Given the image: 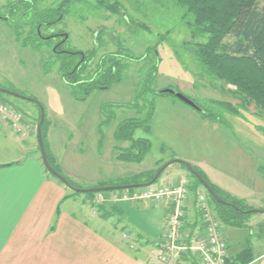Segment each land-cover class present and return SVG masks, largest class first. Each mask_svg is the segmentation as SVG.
<instances>
[{"label":"rangeland","instance_id":"1","mask_svg":"<svg viewBox=\"0 0 264 264\" xmlns=\"http://www.w3.org/2000/svg\"><path fill=\"white\" fill-rule=\"evenodd\" d=\"M17 1L0 0V16L8 17L6 13L9 5L17 3ZM33 1L38 7L43 8L58 5L62 0ZM110 1L113 2V0ZM120 1L124 6L125 16L124 13L118 14L99 5V0L70 3L69 12L63 16V20L53 24L50 28L44 26L43 33L46 37L55 33L69 34L68 40L64 44V47L67 48L87 52L97 47L95 59L89 65L90 70L96 69V63L102 55L117 51L120 48L118 45L120 43L125 47L123 52L135 57L144 54L149 46L158 44L159 72L154 85L157 90L179 89L206 107L211 104L212 99H225L234 103L239 101L230 92L235 89V86L226 84L208 73L196 59L192 51L193 42L204 41L205 38H192L189 28L183 22L182 9L173 0ZM28 22L27 16L24 17L23 23H19V20L14 23L0 18V86L20 91L42 103L46 117L43 129L47 149L54 156V164L59 166L62 173L68 176L73 183L82 188H88L97 175L101 177L118 175L120 177L117 179H121L147 169L157 168L160 162L171 160L169 156L177 152L178 148L181 149V145L179 146V143L174 139L177 138L178 132L175 133L176 135L173 133L175 131L174 121L173 117L167 114L166 100L171 99L190 107V109L194 108L177 95L162 91L154 95L155 113L150 121L151 131L147 132L143 128H138L135 131V136L151 139L150 151L141 162H120L121 160L116 157L119 153L118 147H125L129 145V142H118L113 136V129L119 119L135 116L136 111L127 106L112 104L135 101L138 88L147 70V67L143 66L145 60L130 61L125 59L124 61L129 62L130 65L125 69L121 81L113 82L110 87H95L87 96L79 85L68 83L63 79L59 70L60 62L55 60L52 45L49 46L45 41L38 48L31 44H23L22 41L30 30ZM138 23H143L147 27H142ZM17 24L23 32L21 38L17 37ZM60 37L62 35L54 37L53 44ZM226 40L231 41L232 37L228 36ZM0 96L2 99L4 98L1 93ZM6 98L9 102L3 100L0 102L9 104L13 109L19 107L23 112L19 114L21 118L28 117L27 107L36 109V118L34 121L30 119L29 122H33L35 127L36 124L40 125L41 110L35 101L15 95H9ZM103 105H108L107 114L113 116V120L104 128L103 132L99 131L101 144L98 145L95 122L97 116L100 119L105 117L102 112ZM195 111L201 115L196 109ZM227 118L233 124L232 128L237 141L251 153H255L258 147H254V144L250 145L252 144L250 136L259 135L260 137L263 135L258 128L264 126V113L253 103L243 109L240 115L228 114ZM26 121L28 120L26 119ZM33 132L36 137V130ZM186 135L189 136L190 141L193 139L196 141L195 137L197 139L195 144L196 146L199 144V146L197 151H193L195 155L203 153L198 149L209 145L206 133L190 129V131H186ZM212 140L217 145V142L221 140V135L216 140L214 138ZM218 148H220L218 156L231 153L228 151L226 142L223 143V146L218 145L217 150ZM38 151L40 153V148ZM67 151H69V155H66ZM160 157L163 159L160 160ZM186 175L184 177H188L191 182L188 170ZM164 178V174H162L152 184V187L163 184ZM143 187L146 186L136 189ZM107 192L104 190L102 193ZM117 193L119 195L115 198L121 199V208L127 214L128 223L151 239H158L160 237L159 230L164 227L160 220L157 222V216L160 218V210L145 208L133 200L126 202L122 199L123 193H127L126 190ZM77 195L89 199V202L91 199L93 206L103 202L102 198L95 201L84 191L77 192ZM88 204L87 202L82 208L84 212L87 209L94 216L92 207ZM160 206L161 204H157L156 208L160 209ZM80 211L78 208L77 212ZM102 212L101 218H111L108 216L109 213L105 215ZM256 212L254 211L250 215ZM110 213L113 215V219L110 220L115 222L118 233H120L126 214L122 216L111 211ZM261 227L263 230L264 224ZM124 237L126 239L130 237V241L134 240L132 236L126 234ZM246 237L244 234V243ZM251 238L252 235H248L246 243L250 244ZM261 247L258 251L262 250ZM263 263L264 260H261L256 264Z\"/></svg>","mask_w":264,"mask_h":264},{"label":"crops","instance_id":"2","mask_svg":"<svg viewBox=\"0 0 264 264\" xmlns=\"http://www.w3.org/2000/svg\"><path fill=\"white\" fill-rule=\"evenodd\" d=\"M166 102L167 114L173 117L174 121L173 133L176 135L178 132L177 138L174 139L181 145V149L178 148L177 152L169 156L171 160L163 172V184H173L187 176V169L180 162H172L173 158L180 159L203 169L212 183L247 205L264 209V136H250V145L258 147L255 153H251L237 141L233 128L211 123L203 119L195 109L174 100L167 99ZM14 110L18 114L23 113L19 107ZM26 113L28 117L14 119H4L0 113V264H172L161 262L157 258V242L162 237L166 215L171 209L170 203L167 200L155 199L133 200L145 208L160 210L157 222L160 220L164 227L159 230L158 239L153 240L134 228L128 223L126 213V219L122 221L123 228L118 233L115 222L110 220L113 219L110 211V219L101 218V210L93 206L91 199L89 202L87 198L78 197L77 193H73V189L53 177L46 169L39 147V125L36 124L35 127L33 122H29L30 119L34 121L36 118V109L27 107ZM14 120L22 130L13 125ZM101 121L102 118L97 116L95 129L98 145L101 144ZM190 129L207 134L209 145L198 149L203 153L193 154L199 144L196 146L195 136L193 137L196 141H190L186 135V131ZM35 130L36 137L33 132ZM220 135L221 140L216 145L212 139L216 140ZM225 142L231 153L218 156L220 148L217 150V146H223ZM66 155H69V151ZM118 177L120 176L97 175L88 187L104 181L117 180ZM117 192L99 193L94 200L102 198L103 201L116 203L121 208V199L115 198L119 195ZM87 202L88 206L92 207L94 216L87 209L84 212L82 207ZM157 204H161L160 209L156 208ZM78 208L81 210L79 213ZM262 224L263 210L249 215L244 226L223 224L222 231L232 258L249 245L254 256L248 264L264 260ZM106 225L107 228L104 227ZM201 226L193 198L188 208L186 232L195 233ZM125 234L132 236L134 240L130 241V237L126 239ZM139 234H143L145 238L140 239ZM244 234L247 237L252 235L250 244L246 243L247 237L245 243L243 242ZM259 247L262 250L258 251ZM173 264L203 262L197 253L189 252Z\"/></svg>","mask_w":264,"mask_h":264},{"label":"trees","instance_id":"3","mask_svg":"<svg viewBox=\"0 0 264 264\" xmlns=\"http://www.w3.org/2000/svg\"><path fill=\"white\" fill-rule=\"evenodd\" d=\"M82 1L62 0L58 5L40 8L33 0H18L17 3L9 5L6 20L14 23L19 20V23H23L24 17L27 16L30 30L28 35L24 37L23 44H31L33 47L38 48L45 41L49 46L52 45L55 60L60 62L59 70L62 73L63 79L68 83L79 85L87 96L95 87H110L113 82L121 81L125 69L130 65L129 62L124 61L125 59L130 61L145 60L143 66H146L147 70L138 88L135 101L112 104L127 106L136 111L135 116L119 119L116 123L114 138L120 143L129 142V145L125 147H118L119 153L116 157L121 161L141 162L150 151L152 142L149 137L135 136V131L138 128H143L147 132L151 131L152 126L150 121L155 113L154 95L163 91L157 90L154 86L159 72L160 56L158 54V44L149 46L144 54L135 57L123 52L125 47L120 43L118 44L120 48L117 51L102 55L96 63V69L90 70L89 65L95 59L97 47L87 52L75 48H67L64 47V44L68 39L65 38L63 41L53 44L54 37L58 35L46 37L45 33H43L44 26L50 28L53 24L63 20V16L69 12L70 3ZM173 1L182 9L183 22L189 28L192 38H205L204 41L193 42L192 51L196 59L208 73L224 81L226 84L235 86V89L230 92L234 98L239 100L234 103L225 99H212L211 104L206 107L193 99L201 107L200 110L196 109L201 114L200 116L211 123H218L227 128H232L233 124L227 118L228 114L240 115L243 109H246L253 103L264 113V0ZM99 2V5L115 13H124V16L126 14L120 0H113V2L110 0H99ZM16 9H18L17 12ZM2 19L5 20L4 18ZM138 25L147 27L143 23H138ZM16 30L17 37L21 38L23 32L18 24ZM228 36L232 37L231 41L226 40ZM175 90L179 91V89ZM0 93L4 95L3 99L0 96V100L9 102L6 96L12 94L1 90ZM37 104L40 109V104L42 103L39 102ZM107 106H102V112L105 117L100 122L99 129L101 132L113 120V116L107 114ZM45 120L46 117L41 122L40 112L39 123L49 163L63 178L51 171L45 163L46 169L62 183L68 186L72 184L76 187H81L73 183L68 176L62 173L60 167L54 164V156L48 151L46 146L43 129ZM258 129L264 136V126H260ZM172 160V162H180L189 171L192 179L190 188L196 195L197 190L200 187H204L200 178L190 171L187 165L189 162L175 158ZM165 163H169V161L160 162L157 168L147 169L117 180L104 181L91 187L135 184L134 187L127 189L105 190L108 191L107 193L124 192V190L134 191L137 187H142V185L136 186V184L139 185L151 181ZM189 164L193 166L214 190L215 195L210 193L209 195L222 223L236 227L244 226L249 215L254 212L252 210L253 207L212 183L206 173L199 167L191 163ZM166 167L162 170L159 177L163 174ZM103 191L91 190L84 192H87L90 197L95 199V196ZM77 192L83 191L73 190V193ZM218 198L226 202H221ZM109 203L103 201L96 206L105 215L109 211L122 216L125 214V210L121 209L119 205ZM233 204L239 206L240 209L236 208ZM109 205L110 209H108ZM57 211L59 212V209ZM138 236L140 239L145 238L143 234H139ZM253 256L252 247L248 245L235 258L229 260L228 264H248L253 260Z\"/></svg>","mask_w":264,"mask_h":264},{"label":"built area","instance_id":"4","mask_svg":"<svg viewBox=\"0 0 264 264\" xmlns=\"http://www.w3.org/2000/svg\"><path fill=\"white\" fill-rule=\"evenodd\" d=\"M0 113L4 119L19 117L7 103L0 102ZM14 121L13 125L22 130L16 120ZM193 197L202 226L191 234L186 232V221ZM122 198L167 200L170 203L171 209L166 215L164 231L157 242L159 261L173 264L183 254L189 252L197 253L203 264H228V261L232 260L228 242L222 231L223 223L213 206L209 192L206 188L200 187L195 195L190 188L188 177H183L173 184H160L154 188L151 184L134 191L127 190Z\"/></svg>","mask_w":264,"mask_h":264},{"label":"water","instance_id":"5","mask_svg":"<svg viewBox=\"0 0 264 264\" xmlns=\"http://www.w3.org/2000/svg\"><path fill=\"white\" fill-rule=\"evenodd\" d=\"M1 18H4L5 20L7 19V17H3V16H0ZM68 36V34L66 35V37ZM0 90L3 91V92H6V93H9V94H12V95H15V96H18V97H22V98H27L29 100H32V101H35L37 103H39L38 100L32 98V97H28L27 95L25 94H22L20 92H17V91H13L11 89H7L5 87H0ZM163 91H166V92H170V93H173L175 95H177L181 100H183L185 103H187L188 105H190L191 107L195 108V109H198L200 110L201 107L192 99L190 98L189 96L185 95L183 92L181 91H177L173 88H166L164 89ZM40 109H41V122L45 119V110H44V107L42 104H40ZM38 137H39V144H40V147H41V150H42V154H43V158H44V162L46 163V165L51 169V171H53L54 173H57L58 176L62 177L63 176L58 173L57 171H55L52 166L50 165L49 163V160H48V157H47V153H46V149H45V146H44V140H43V137H42V131H41V125H39L38 127ZM170 164V161L169 163H165L156 173V175L154 176V178L149 181V182H145V183H142V184H139L136 186H148L150 184H153L154 182H156V180L158 179L160 173L162 172V170L168 165ZM190 171L195 173L199 178H200V181L202 182V184L205 186V188L209 191L210 194L212 195H215V192L214 190L211 188V186L206 182V180L193 168L192 165H190L189 163L187 164ZM135 184H126V185H110V186H99V187H88V188H82V187H76L72 184H69V187L73 190H77V191H103V190H114V189H127V188H131V187H134ZM219 201L221 202H226L225 200L221 199V198H218ZM235 205V204H233ZM236 208L240 209L239 206L235 205ZM253 211H259V210H263L264 209H257V208H253L252 209Z\"/></svg>","mask_w":264,"mask_h":264},{"label":"flooded vegetation","instance_id":"6","mask_svg":"<svg viewBox=\"0 0 264 264\" xmlns=\"http://www.w3.org/2000/svg\"><path fill=\"white\" fill-rule=\"evenodd\" d=\"M57 34H58V36H59V35H62V37L59 38V40L57 41V43L63 41L65 38L68 39V37H69V34H68L67 37H65V33H55L54 35H57ZM66 35H67V34H66ZM56 37H57V36H56ZM57 43H56V44H57Z\"/></svg>","mask_w":264,"mask_h":264}]
</instances>
